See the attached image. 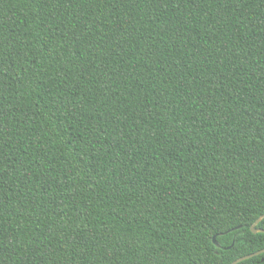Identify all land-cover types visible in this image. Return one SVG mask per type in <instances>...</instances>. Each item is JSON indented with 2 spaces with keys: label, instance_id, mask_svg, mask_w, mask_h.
I'll list each match as a JSON object with an SVG mask.
<instances>
[{
  "label": "trees",
  "instance_id": "trees-1",
  "mask_svg": "<svg viewBox=\"0 0 264 264\" xmlns=\"http://www.w3.org/2000/svg\"><path fill=\"white\" fill-rule=\"evenodd\" d=\"M262 213L264 0H0V264H229Z\"/></svg>",
  "mask_w": 264,
  "mask_h": 264
},
{
  "label": "water",
  "instance_id": "water-1",
  "mask_svg": "<svg viewBox=\"0 0 264 264\" xmlns=\"http://www.w3.org/2000/svg\"><path fill=\"white\" fill-rule=\"evenodd\" d=\"M264 218V213H262L261 215H259L255 220H254V222L251 224V226H250V230L252 231V232H254V233H256V232H264V229L263 228H258V227H256V225L262 220ZM215 235H213L212 236V241H213V243L214 244H216L217 245V243H216V240H215ZM232 245V244H231ZM264 252V248H261V249H259V250H256V251H254V252H251V253H249V254H245V255H242V256H240V257H237L236 259H234L233 261H231L229 264H236V263H238L239 261H241V260H244V259H247V258H249V257H252V256H254V255H258V254H260V253H263Z\"/></svg>",
  "mask_w": 264,
  "mask_h": 264
}]
</instances>
